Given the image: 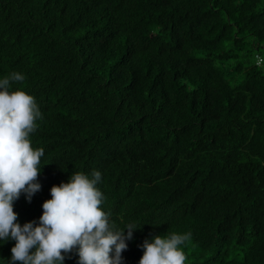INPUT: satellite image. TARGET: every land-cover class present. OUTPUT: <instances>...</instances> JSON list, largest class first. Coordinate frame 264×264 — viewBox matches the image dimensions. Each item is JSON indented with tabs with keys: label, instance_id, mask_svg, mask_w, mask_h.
<instances>
[{
	"label": "trees",
	"instance_id": "16d2710c",
	"mask_svg": "<svg viewBox=\"0 0 264 264\" xmlns=\"http://www.w3.org/2000/svg\"><path fill=\"white\" fill-rule=\"evenodd\" d=\"M12 72L45 152L41 189L14 203L21 225L53 185L99 170L102 209L140 228L125 264L145 238L185 232L186 264H264V0H0Z\"/></svg>",
	"mask_w": 264,
	"mask_h": 264
},
{
	"label": "clouds",
	"instance_id": "9594fccd",
	"mask_svg": "<svg viewBox=\"0 0 264 264\" xmlns=\"http://www.w3.org/2000/svg\"><path fill=\"white\" fill-rule=\"evenodd\" d=\"M25 79L19 72L0 78V244L14 241L11 256L3 264H64L75 252L77 264H125L122 253L137 229L135 223L117 228L110 213L101 207L104 194L97 187L99 170L90 175L71 173L67 182L50 188V199L42 204L38 220L21 225L14 203L21 195L31 202L41 189L38 176L43 148H34L30 134L42 113L35 98L12 82ZM191 232L159 234L145 238L139 247L138 264H186L182 246Z\"/></svg>",
	"mask_w": 264,
	"mask_h": 264
}]
</instances>
